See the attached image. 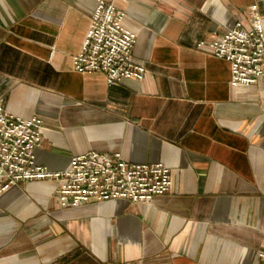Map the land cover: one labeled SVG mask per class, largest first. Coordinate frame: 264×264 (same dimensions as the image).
Returning a JSON list of instances; mask_svg holds the SVG:
<instances>
[{"label":"crops","instance_id":"crops-1","mask_svg":"<svg viewBox=\"0 0 264 264\" xmlns=\"http://www.w3.org/2000/svg\"><path fill=\"white\" fill-rule=\"evenodd\" d=\"M136 33L141 80L77 72L96 0H0V100L41 118L34 161L52 170L88 150L162 162L167 192L60 207L55 179L0 193V264H263L264 76L231 85L227 60L197 49L264 27V0H106Z\"/></svg>","mask_w":264,"mask_h":264},{"label":"built area","instance_id":"built-area-1","mask_svg":"<svg viewBox=\"0 0 264 264\" xmlns=\"http://www.w3.org/2000/svg\"><path fill=\"white\" fill-rule=\"evenodd\" d=\"M124 17L112 2L96 0L80 49L71 55L77 72L101 71L107 83L143 78L145 66L132 60L136 33L124 25ZM195 47L229 62L231 85L251 84L264 76V27L257 13L250 15L248 27L235 25L211 40L198 39ZM41 124L37 115L8 112L0 100V193L23 181L55 179L57 203L65 208L116 198L149 201L168 191L170 169L162 162H128L116 154L88 150L73 155L62 170L35 163ZM257 256L264 264V249Z\"/></svg>","mask_w":264,"mask_h":264}]
</instances>
